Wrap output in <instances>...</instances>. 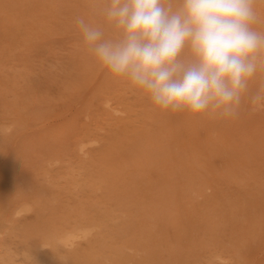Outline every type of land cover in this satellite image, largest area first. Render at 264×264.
I'll list each match as a JSON object with an SVG mask.
<instances>
[{"label": "rangeland", "instance_id": "1", "mask_svg": "<svg viewBox=\"0 0 264 264\" xmlns=\"http://www.w3.org/2000/svg\"><path fill=\"white\" fill-rule=\"evenodd\" d=\"M107 2L0 0V264H264V108L160 110L83 42Z\"/></svg>", "mask_w": 264, "mask_h": 264}, {"label": "clouds", "instance_id": "2", "mask_svg": "<svg viewBox=\"0 0 264 264\" xmlns=\"http://www.w3.org/2000/svg\"><path fill=\"white\" fill-rule=\"evenodd\" d=\"M103 13L120 38L106 39L78 16L84 44L160 110L235 119L245 102L252 111L264 108V87L250 91L264 67L256 0H108Z\"/></svg>", "mask_w": 264, "mask_h": 264}, {"label": "bare ground", "instance_id": "3", "mask_svg": "<svg viewBox=\"0 0 264 264\" xmlns=\"http://www.w3.org/2000/svg\"><path fill=\"white\" fill-rule=\"evenodd\" d=\"M99 74H100V73H99ZM104 101H105V100H104ZM108 101H110V100H108ZM103 103H105V102H103ZM105 107H106V104H105ZM109 107H110V106H109ZM109 107H108V108H109ZM87 139H88V138H87ZM87 139H84V140H87ZM84 140H83V141H84ZM90 140H93V139H90ZM79 141H80V140H79ZM81 142H82V141H81ZM78 149H80V148H78ZM81 149H83V148H81ZM78 151H79V150H78ZM85 158H86V157H85ZM134 177H135V176H134ZM24 203H25V202H24ZM19 205H20V204H19ZM19 205H18V206H19ZM21 205H22V208H23V206H27V204H21ZM21 205H20V207H21ZM28 205H29V204H28ZM18 206H17V207H18ZM24 208H25V207H24ZM13 209L15 210L16 208H12V210H13ZM111 209H112V208H111ZM14 210H13V211H14ZM28 212H29V211H28ZM12 214H13V213H12ZM183 217H184V216H183ZM256 217H257V216H256ZM152 219H153V217H152ZM257 220H259V219H257ZM76 225H77V224H76ZM76 225H75V227H77ZM87 226H88V225H86V229H87ZM91 226H92V225H91ZM91 226H89V228H90ZM82 227H85V225H83ZM92 227H93V226H92ZM94 227H95V226H94ZM98 227H99V226H98ZM80 228H81V227L79 226L78 229H80ZM95 228H96V227H95ZM73 229H75V228H73ZM73 229H72V230H73ZM76 229H77V228H76ZM81 229H82V228H81ZM81 229H80V233H81L82 235H85L86 232H85L84 230L81 231ZM93 229H94V228H93ZM2 230H3V229H2ZM4 230H5V229H4ZM4 230H3L2 234L4 233ZM88 230H89V229H88ZM5 231H6V230H5ZM70 231H71V230H70ZM75 231H76V230H73V231H72L73 234L71 233V234L65 235L64 237H58V236H59V235H58L57 238H55V237H54L55 235L53 236V234H52V237H53V239H56L55 242H57V244L60 243V242H62L63 244L67 243V245H68V242H71V241H72L74 238H76V237H77L78 240H79V237H78V236H80V234H79V235H77V233L75 234V233H74ZM91 231H92V230L90 229V232H91ZM66 232L68 233V231H65V233H66ZM90 232L87 231V233H90ZM65 233H61V235H62V234L64 235ZM0 234H1V233H0ZM90 235H91V234H90ZM88 236H89V235H88ZM86 237H87V235H86ZM82 238H83V237H82ZM83 239H85V238H83ZM87 239H88V237H87ZM87 239H85V241H87ZM80 240H81V239H80ZM75 241H76V239L74 240V242H75ZM76 243H77V242H76ZM83 243H84V242H83ZM41 244H42V243H41ZM39 245H40V244H38V247H39ZM47 245H48V243H47ZM58 245H59V244H58ZM70 245H72V244H70ZM73 245H74V244H73ZM129 245H130V244H129ZM68 246H69V245H68ZM43 247H46V246H43ZM48 247H49V246H48ZM60 247H61V246H60ZM64 247L66 248V246H64ZM71 247H72V246H71ZM71 247H69V249H70ZM122 247H123V246H122ZM124 247H125V246H124ZM130 247H131V246H130ZM62 248H63V246H62ZM67 248H68V247H67ZM110 248H111V247H110ZM37 249H38V248H37ZM39 249H41V248H39ZM111 249H112V248H111ZM115 249H116V248H115ZM124 249H125V248H124ZM128 249H129V248H128ZM125 250H126V249H125ZM175 250H176V249H175ZM174 252H175V251H174ZM51 253H52V252H51ZM122 253L124 254V252H122ZM142 253H143V252H142ZM51 255H52V254H51ZM143 255H144V254H143ZM112 256H114V255H112ZM9 257H10V256H9ZM34 257H35V256H34ZM48 257H49V256H48ZM52 257H53V256H52ZM57 257H58V255H57ZM60 257H61V256H60ZM118 257H119V256H118ZM10 258H11V257H10ZM10 258H9V260H10ZM35 258H36V257H35ZM50 258H51V257H50ZM47 259H49V258H47ZM51 259H52V258H51ZM60 259H61V258H60ZM212 259H213V258H212ZM49 260H50V259H49ZM62 260L64 261V257H62ZM66 260H67V259H65V262H66ZM41 262H42V261H41ZM127 262H128V261H127ZM63 263H64V262H63ZM125 263H126V260H125ZM130 263H131V262H130ZM41 264H42V263H41ZM106 264H107V263H106ZM110 264H111V263H110ZM126 264H128V263H126ZM207 264H209V263H207Z\"/></svg>", "mask_w": 264, "mask_h": 264}]
</instances>
